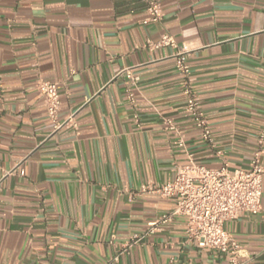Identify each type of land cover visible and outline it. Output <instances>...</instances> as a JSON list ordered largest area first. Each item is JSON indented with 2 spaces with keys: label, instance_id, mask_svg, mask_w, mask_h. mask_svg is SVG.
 Instances as JSON below:
<instances>
[{
  "label": "crops",
  "instance_id": "1",
  "mask_svg": "<svg viewBox=\"0 0 264 264\" xmlns=\"http://www.w3.org/2000/svg\"><path fill=\"white\" fill-rule=\"evenodd\" d=\"M157 1L160 21L147 0H0V264H233L189 241L182 215L150 232L176 203L140 187L189 154L231 171L258 150L264 162V0ZM164 34L178 47L150 45ZM178 50L213 142L186 113ZM38 78L59 83L60 127ZM225 228L240 264H264V191L259 213Z\"/></svg>",
  "mask_w": 264,
  "mask_h": 264
},
{
  "label": "built area",
  "instance_id": "2",
  "mask_svg": "<svg viewBox=\"0 0 264 264\" xmlns=\"http://www.w3.org/2000/svg\"><path fill=\"white\" fill-rule=\"evenodd\" d=\"M147 11L150 21H160L163 11L157 0H147ZM155 47L169 46L177 48L176 39L164 34L158 42H151ZM175 66L182 76L183 93L186 98V113L199 129L201 138L213 142L211 126L200 106V99L193 87L192 67L189 53L178 50L174 54ZM127 74L137 82L139 77L133 75L132 69ZM37 89L43 95L49 118L60 127L59 110L61 97L59 83L38 78ZM132 102L133 96L130 95ZM167 124L175 129L169 119ZM259 145H264V132L260 134ZM179 144L185 146L184 135L180 134ZM262 150L255 152L249 169L231 171L227 163L219 168H211L197 163L192 154L189 160L175 169L174 176L163 183H148L140 187L147 192L162 198L172 199L176 207L172 212L164 213L151 221L150 232L162 223L168 222L176 215L186 218V234L188 240L201 248H212L230 254L233 264L238 262L241 246L225 228L226 221L236 218L240 213L257 214L262 209L264 191V162L261 160ZM24 173V171H22ZM138 240L137 235L127 245Z\"/></svg>",
  "mask_w": 264,
  "mask_h": 264
}]
</instances>
